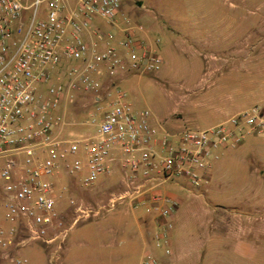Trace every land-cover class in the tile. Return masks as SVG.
Wrapping results in <instances>:
<instances>
[{"label":"built area","instance_id":"1","mask_svg":"<svg viewBox=\"0 0 264 264\" xmlns=\"http://www.w3.org/2000/svg\"><path fill=\"white\" fill-rule=\"evenodd\" d=\"M159 42L126 14L122 0H0V248L14 264H26L12 252L33 241L55 245L58 259L69 229L92 209L70 195L81 213L68 223L57 199L77 180L90 188L116 167L124 188L110 198L111 208L126 200L154 213V243L170 255L179 202L160 188L180 179L200 188L220 149L264 135L257 105L175 135L153 123L150 109H135L120 80L160 71ZM79 92L93 107L78 123L67 106ZM78 124L95 131L75 133ZM140 264L160 260L146 250Z\"/></svg>","mask_w":264,"mask_h":264},{"label":"crops","instance_id":"2","mask_svg":"<svg viewBox=\"0 0 264 264\" xmlns=\"http://www.w3.org/2000/svg\"><path fill=\"white\" fill-rule=\"evenodd\" d=\"M96 25L104 30L114 29L102 21ZM154 29L156 35L150 37L160 38L157 44L160 51L163 40L161 36H167V32L160 27ZM212 42L214 50L200 53L206 60V66L204 72L198 74L200 83H203L198 100L189 94L183 99L180 108H175L168 117L162 119L153 116L154 124L163 123L174 135L186 128L215 125L251 106L257 105L264 109V35H249L240 40L235 38L234 42L226 39ZM161 71L155 75H163ZM132 75L120 80L121 85L128 82ZM183 75L185 77L180 88L189 90L196 79L191 70ZM179 109L180 112H176ZM218 153L219 158L207 172L208 181L201 186L204 196L215 189L213 181L216 174L228 167L227 163L232 157H241L246 162L242 167L237 166L241 176L239 185L251 191V195L226 206L200 197H186L185 186L188 184L184 179L161 187L162 192L171 194L179 202L174 216L170 255L154 243L153 235L158 229L155 214L146 212L143 207L134 208L126 202L132 220L124 224L113 222L110 229L118 235L127 236V240L120 241L123 250L117 258L121 264H126L130 257H135L137 264H140L146 250L157 255L160 264H262L264 135L248 136L238 147H225ZM78 223L68 231L60 264H71L76 258L79 250L72 236L70 240V235ZM79 244H83L82 241ZM19 251L12 253L18 254ZM0 264H14L8 252L1 248Z\"/></svg>","mask_w":264,"mask_h":264},{"label":"rangeland","instance_id":"3","mask_svg":"<svg viewBox=\"0 0 264 264\" xmlns=\"http://www.w3.org/2000/svg\"><path fill=\"white\" fill-rule=\"evenodd\" d=\"M122 6L126 14L149 30L151 37L156 35V27L167 32V36H161L163 40L159 51L165 60L161 71L163 75L133 74L122 85L134 107L150 109L153 116L162 119L168 117L175 108H180L183 99L189 94L198 100L203 87L198 74L203 73L206 66V60L200 53L214 50L213 40L215 42L226 39L234 42L235 38L240 40L249 35H264V0H122ZM45 7L46 2H43L40 6L41 12ZM190 70L196 81L191 89H181L185 77L183 73ZM92 107L93 99L90 95L77 93L67 106L69 119L81 122ZM72 128L75 133L95 131V127L80 124ZM227 164V168L216 174L213 181L216 186L211 193L204 196L202 187L185 186V196L200 197L226 206L250 196L251 191L240 187L241 176L237 171V166L242 167L246 162L241 157H232ZM123 181L124 173L116 167L114 174L100 177L90 188L80 186L77 180L71 189L72 194L66 193L57 199V206L59 210H65L68 223L76 214L81 213L75 212L74 207L70 206V195L74 196L78 205L92 209L90 216L81 217L72 230L70 240L72 236L79 251L73 262L69 263L121 262L117 258L118 253L123 250L120 241L127 240V236L118 235L110 229L113 222L129 223L132 216L126 200L118 201L111 208L110 198L123 190ZM81 241L83 244H79ZM54 247L55 245L48 246L33 241L22 247L18 254L26 260V264H60L63 251L59 252L58 259H54ZM126 264H137V260L130 257Z\"/></svg>","mask_w":264,"mask_h":264}]
</instances>
